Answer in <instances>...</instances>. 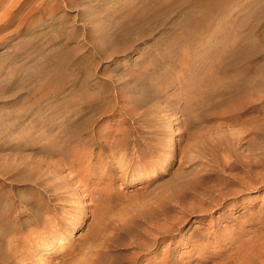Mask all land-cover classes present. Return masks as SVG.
<instances>
[{
    "label": "rangeland",
    "instance_id": "rangeland-1",
    "mask_svg": "<svg viewBox=\"0 0 264 264\" xmlns=\"http://www.w3.org/2000/svg\"><path fill=\"white\" fill-rule=\"evenodd\" d=\"M34 250L264 264V0H0V264Z\"/></svg>",
    "mask_w": 264,
    "mask_h": 264
},
{
    "label": "bare ground",
    "instance_id": "bare-ground-1",
    "mask_svg": "<svg viewBox=\"0 0 264 264\" xmlns=\"http://www.w3.org/2000/svg\"><path fill=\"white\" fill-rule=\"evenodd\" d=\"M193 24V23H192ZM195 26V25H194ZM201 32V31H200ZM194 34V33H193ZM202 34V33H201ZM190 37V36H189ZM241 37V36H240ZM177 38V37H176ZM183 38V37H182ZM202 38H203V36H202ZM180 41H182V40H180ZM238 41H241V39L240 40H238ZM184 42V41H183ZM215 43V42H214ZM239 44H240V42H238ZM42 126V125H41ZM175 133H178V131H176ZM140 152H142V151H140ZM48 153H50V152H48ZM68 157V156H67ZM77 158V157H76ZM140 158V157H139ZM138 158V159H139ZM143 158V157H142ZM73 160V159H72ZM69 161V160H68ZM133 161V160H132ZM66 163V162H65ZM70 163V162H69ZM73 163V162H72ZM138 164V163H137ZM144 164V163H143ZM151 164V163H150ZM62 165V164H61ZM71 167V166H70ZM145 167H146V165H145ZM60 168V167H59ZM152 168H154V166L152 167ZM161 168H162V165H160L159 166V170L158 171H156L157 172V175L158 174H160L161 173ZM72 169V168H71ZM76 171V170H75ZM50 172V171H49ZM79 172V171H78ZM148 172V171H147ZM150 172V171H149ZM55 173V172H54ZM76 174H78V173H76ZM51 176V175H50ZM49 176V177H50ZM66 178V177H65ZM78 178V177H77ZM68 180V179H67ZM60 182V181H59ZM49 184V183H48ZM57 184V183H56ZM61 185V184H60ZM65 186V183L64 184H62V186ZM49 186V185H48ZM50 187V186H49ZM53 187V186H52ZM58 187V186H57ZM69 187H67V189H68ZM62 189V188H61ZM185 189V188H184ZM58 192V191H57ZM54 193V192H53ZM56 193V192H55ZM57 194V196L59 197V195H61L59 192L58 193H56ZM63 194V193H62ZM153 209V208H152ZM161 210H163V209H161V204L160 205H157V207L156 208H154L152 211L151 210H148V211H146V212H144L143 214L145 215V217L147 218H149V219H155V222L157 221V220H159L160 221V219H158V214L160 213V211ZM38 215V214H37ZM42 218V217H41ZM148 219V221H150ZM152 221V220H151ZM150 221V222H151ZM58 224V222H56L54 225H51V226H47V227H45V229H44V231H42L41 233H39V234H35L36 236H34L33 235V238L34 239H32V240H34L35 241V243L33 244V245H35L36 246V249H49V248H51L55 243L54 242H62V240L63 239H61L60 237H58L59 235H60V233H62V225L61 224H59V225H57ZM69 225V224H68ZM160 225V224H159ZM125 226V225H124ZM64 227V226H63ZM160 227V226H159ZM67 229V231H69L70 230V227H67L66 228ZM158 232V231H157ZM160 232H162V231H160ZM54 243V244H53ZM57 244V243H56ZM34 246V247H35ZM34 251H36V250H34ZM39 255H40V257L38 258V260L37 261H40L41 263H45V264H48V263H50L53 259L51 258H45L44 257V254H46L45 252H43L42 254H40V252H38V251H36ZM98 254V256H96V259L95 260H92L90 263H89V261H88V264H102L103 262H100L101 261V259L103 258L102 256H101V254H99V253H97ZM102 254H103V256L105 255V253L104 252H102ZM107 255V254H106ZM105 255V256H106ZM60 257L62 256V258H63V256H64V254H61V255H59ZM95 257V256H94ZM264 258V257H263ZM92 259V258H91ZM107 259V258H106ZM24 260H26V259H24ZM102 260H104V259H102ZM43 261V262H42ZM34 262V261H33ZM106 262V261H105ZM52 263V262H51ZM264 263V262H263ZM32 264V263H31ZM35 264V263H34ZM40 264V263H39Z\"/></svg>",
    "mask_w": 264,
    "mask_h": 264
}]
</instances>
